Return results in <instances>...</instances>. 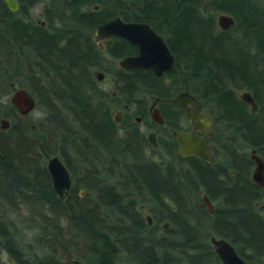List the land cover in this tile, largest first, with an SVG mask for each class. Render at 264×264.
Here are the masks:
<instances>
[{
  "label": "trees",
  "instance_id": "16d2710c",
  "mask_svg": "<svg viewBox=\"0 0 264 264\" xmlns=\"http://www.w3.org/2000/svg\"><path fill=\"white\" fill-rule=\"evenodd\" d=\"M18 2L11 12L0 0V85L3 93L10 83L27 89L42 120L0 128V251L10 264H63L56 246L83 264H219L211 235L234 243L264 237L256 207L264 188L252 183L247 158L249 148L264 158V0H47L44 26L30 16L37 1ZM220 11L235 19L229 31L216 27ZM115 16L151 24L175 69L159 78L118 67L136 48L115 38L101 51L92 36ZM241 88L261 107L256 115L236 98ZM182 90L213 106L216 124L223 119L235 129L214 165L179 157L170 133L151 148L130 115L129 123L113 121L115 108L134 106L136 114L145 99ZM161 109L166 125L184 129L182 111ZM55 155L72 179L63 196L46 169ZM202 192L214 203L212 215ZM30 232L36 244L26 242Z\"/></svg>",
  "mask_w": 264,
  "mask_h": 264
},
{
  "label": "water",
  "instance_id": "95a60500",
  "mask_svg": "<svg viewBox=\"0 0 264 264\" xmlns=\"http://www.w3.org/2000/svg\"><path fill=\"white\" fill-rule=\"evenodd\" d=\"M11 11L18 9L17 0H3ZM218 26L221 29H227L233 20L230 16L220 14L217 16ZM116 36L127 40L138 47L136 55L126 56L119 61V66L123 69H149L156 76L162 77L165 73L174 70V57L167 47L163 37L152 30L150 25L139 22H125L119 17L109 20L101 24L96 29V39L108 38ZM104 74L100 71L96 72V79L102 81ZM240 97L251 105V111L255 112L257 106L251 97L250 93L243 92ZM162 102L177 106L184 111L185 118L189 122L191 129L188 131H174L178 150L177 154L180 157L195 156L199 159L213 163L214 156L212 149L206 144L205 140L211 134L212 121L210 117L201 111L202 106L200 101L192 94L184 91L177 93L173 97L165 98ZM9 102L16 108L17 112L24 116L32 111L36 105L34 97L24 88H15L9 96ZM156 101H153L155 105ZM115 122L119 123L120 111L116 113ZM152 120L156 124H163V119L159 108L154 107L151 114ZM9 123L6 119H2L0 127L7 129ZM148 141L157 147L156 135L150 132L147 136ZM255 163V167L251 174L252 180L259 186L264 187V161L252 151L250 156ZM46 169L51 178V183L54 191L63 196L71 186V178L68 169L64 162L58 156L50 157L46 162ZM82 193V192H81ZM202 203L206 206L208 212H214L213 205L208 196L202 194ZM148 223H151L150 216H147ZM165 223L164 227H167ZM211 244L215 248L216 254L225 264H245L223 239L210 238ZM77 264V262H74Z\"/></svg>",
  "mask_w": 264,
  "mask_h": 264
},
{
  "label": "flooded vegetation",
  "instance_id": "af4514ba",
  "mask_svg": "<svg viewBox=\"0 0 264 264\" xmlns=\"http://www.w3.org/2000/svg\"><path fill=\"white\" fill-rule=\"evenodd\" d=\"M18 1V0H17ZM35 1H37V0H35ZM45 1H47V0H45ZM44 1V2H45ZM44 2H43V4H42V7H41V11H40V13H39V17L37 18V19H33L32 17H31V19L33 20V21H35L37 24H39L40 26H44L45 25V22H44V20H43V17H42V14H41V12H42V10H43V6H44ZM5 3V2H4ZM38 4V1L36 2V4L34 5V6H32L31 8H30V11L32 10V8L33 7H35L36 5ZM5 5H6V3H5ZM7 6V5H6ZM8 8V7H7ZM95 9L97 8L96 6L94 7ZM9 9V8H8ZM10 10V9H9ZM19 10V2H18V9L16 10V11H18ZM11 11V10H10ZM16 11H11V12H16ZM220 14H225V15H227V16H230L231 18H232V20H233V23L227 28V29H221L219 26H218V21H217V16L218 15H220ZM30 16H31V13H30ZM116 17H119V16H115V17H113V18H111V19H109V20H112V19H114V18H116ZM120 19H122L121 17H119ZM109 20H107V21H109ZM123 21H125V22H139V23H146V22H142V21H126V20H124V19H122ZM107 21H105V22H107ZM104 22V23H105ZM215 23H216V27L220 30V31H229L233 26H234V24H235V19H234V17L231 15V14H229V13H227V12H217L216 13V15H215ZM103 24V23H102ZM146 24H148V25H150V27L152 28V30L153 31H155L157 34H159V35H161L160 33H158L156 30H154L153 29V27L151 26V24H149V23H146ZM101 25V24H100ZM100 25H98L97 27H95L94 29H93V32H92V36H93V40H94V42L97 44V46H98V48H99V50H101V51H103V50H105L106 49V46H107V44L112 40V39H115V38H117V39H122V38H119V37H116V36H111V37H108V38H98V39H96V29L100 26ZM162 37H163V35H161ZM163 39H164V41H165V38L163 37ZM122 40H125V39H122ZM125 41H127V40H125ZM128 42V41H127ZM128 43H130V42H128ZM165 43H166V41H165ZM131 45H133L132 43H130ZM166 45H167V43H166ZM135 48H136V52L135 53H133V54H129V55H126V56H131V55H136L137 53H138V47L137 46H135V45H133ZM167 47H168V45H167ZM169 48V47H168ZM169 50H170V48H169ZM171 51V50H170ZM172 53V52H171ZM172 55H173V53H172ZM126 56H124V57H126ZM124 57H121V58H119V59H117L116 61H115V63H116V65L118 66V67H120L119 66V61H120V59H122V58H124ZM173 57H174V55H173ZM121 68V67H120ZM123 69V68H122ZM135 69H140V68H135ZM135 69H125V70H135ZM174 69H175V58H174ZM142 70H148V71H151V70H149V69H142ZM97 71H100V72H102L103 74H104V78H103V80L102 81H104L105 80V78H106V74L103 72V71H101V70H94V76H95V78H96V72ZM152 72V71H151ZM170 72H172V71H170ZM153 73V72H152ZM167 73H169V72H167ZM167 73H165L162 77H164L165 75H167ZM154 74V73H153ZM155 75V74H154ZM156 76V75H155ZM156 77H158V76H156ZM162 77H159V78H162ZM97 80V79H96ZM98 82H102V81H99V80H97ZM234 80H231V81H229V83L231 82H233ZM236 82L238 83V82H242L240 79H237L236 80ZM10 86H11V88H12V91L15 89V88H17L18 86H15L13 83H10L9 84ZM22 88V87H21ZM25 89V88H24ZM27 90V89H26ZM12 91L10 92V94L12 93ZM28 91V90H27ZM184 91H186V90H182V91H178V92H176V93H174L173 95H171V96H169V97H165V98H170V97H173L174 95H176L177 93H180V92H184ZM29 92V91H28ZM186 92H188V93H190V94H192V95H194L199 101H200V103H201V106H202V109H201V111H203L204 113H206L209 117H210V119H211V121H212V131H211V134L207 137V139L205 140V142H206V144L212 149V154H213V156H214V162L213 163H209V162H205V163H207V164H210V165H214L216 162H217V160H218V158H217V155H218V150H220V149H222V147L225 145V142H224V140H227L228 139V137L229 136H231V134H233V131L235 130H233V128H231L229 125H228V123H227V121L225 122L223 119H221V120H219L218 122H217V124H216V120H215V118L213 117L214 115V113L216 112V109L213 107V106H211V105H209V106H207V107H205L204 105H203V103H202V101H201V99L200 98H198L195 94H193V93H191V92H189V91H186ZM243 92H248V93H250V95H251V97L253 98V100H254V102H255V104H256V106H257V109H256V111L255 112H252L251 111V105L249 104V103H247L246 101H244L241 97H240V95L243 93ZM30 93V92H29ZM31 94V93H30ZM32 95V94H31ZM10 96V95H9ZM33 96V95H32ZM235 96H236V98L239 100V101H241V102H243L245 105H246V110H247V112L248 113H250V114H252V115H256L258 112H259V110H260V106H259V104L257 103V101L255 100V98L253 97V95H252V93H251V91L250 90H248V89H246V88H241V89H239V91L237 90V91H235ZM34 97V96H33ZM165 98H159V97H153V98H147V99H145V101H144V103H145V111H144V109H141L138 113H136V114H134V112L133 111H135V107L134 106H128V105H124V107H122V108H115V110L114 111H112L113 113H112V117H113V121H114V123L116 124V125H120L121 123H123L124 121H126L127 123H129V121H127V116H131V117H133V120H134V123H136L137 124V126L139 127V129H140V124L143 122V124L149 129V131L147 132V133H145V132H143V131H141V132H143L144 133V135H145V138H146V141H147V144L151 147V148H153V149H158L159 148V138H160V135H162V134H165V133H170L174 138H175V136H174V134H173V132L174 131H176V132H178V131H188V130H190L191 129V127H190V124H189V122L186 120V118H185V114H184V111H182L180 108H178L177 106H174V105H171V104H168V103H165V102H162L161 100L162 99H165ZM34 99H35V97H34ZM150 100V101H149ZM35 101H36V99H35ZM153 101H156V103H155V105L153 104ZM161 104H168V105H171V106H173V107H176L177 109H179L180 111H182V113H183V119L186 121V125H185V127H184V129H180V130H176V129H172V128H170L168 125H166V123H165V119H164V115H163V113H162V109H161ZM37 107V103H36V105H35V107H34V109ZM154 107H158L159 108V111H160V114H161V116H162V119H163V124H156L153 120H152V117H151V114H152V110H153V108ZM263 108H264V104H263V106H262ZM16 109V108H15ZM33 109V110H34ZM134 109V110H133ZM32 110V111H33ZM17 111V110H16ZM32 111H30L29 113H31ZM117 111H120L121 112V115H120V117H119V123H117V122H115V118H116V113H117ZM226 112H230V110H229V107H227L226 108ZM28 113V114H29ZM19 114V113H18ZM27 114V115H28ZM20 115V114H19ZM27 115H24V116H27ZM20 116H22V115H20ZM3 118H0V122H1V120H2ZM218 125V126H217ZM9 126H10V124H9ZM9 126H8V128H9ZM218 128V131H216V128ZM1 128V127H0ZM7 128V129H8ZM2 129V128H1ZM7 129H5V130H7ZM2 130H4V129H2ZM150 132H154L155 133V135H156V142H157V147H154L149 141H148V139H147V136H148V134L150 133ZM175 141H176V139H175ZM177 143V142H176ZM148 150V149H147ZM177 150H178V145H177ZM252 151H255V154L256 155H258L259 157H261V159L264 161V158H263V156L258 152V150L256 149V148H249L248 150H247V158H248V160L251 162V166H250V179H251V181H252V183H254L256 186H258V187H260V188H262V186H259V185H257L253 180H252V177H251V174H252V172H253V169H254V167H255V163L251 160V158H250V156H251V154H252ZM152 155H154V153L152 154ZM178 155V154H177ZM157 156V155H156ZM180 157V156H179ZM189 157H195V156H189ZM181 158H183V157H181ZM185 158H187V157H185ZM196 158H198V157H196ZM199 159V158H198ZM201 160V159H200ZM203 161V160H202ZM65 164V163H64ZM69 172V171H68ZM70 174V173H69ZM70 178H71V176H70ZM71 184H72V179H71ZM71 187V186H70ZM264 188V187H263ZM82 191H80V193H81ZM204 192H202L201 193V195H200V200H201V203H202V194H203ZM206 194V193H205ZM207 195V194H206ZM208 196V195H207ZM208 198H209V196H208ZM209 200L211 201V203H212V205H213V209H214V203L212 202V200L209 198ZM203 204V203H202ZM264 202H257L256 203V207H257V209H258V214H259V216L260 217H262L263 218V221H261L259 224H260V226H262V227H264ZM204 205V204H203ZM205 206V205H204ZM205 209L207 210V208H206V206H205ZM207 212H208V210H207ZM209 213V212H208ZM210 214V213H209ZM212 214H214V212L212 213ZM212 214H210V215H212ZM143 215H144V217H145V219L147 220V223H148V219H147V216H150V218H151V223L149 224V225H151L152 223H153V218H152V216L150 215V214H148V213H146L145 211H144V213H143ZM165 223H168L167 221H163L162 223H161V226H162V228L163 229H167L168 227H169V223H168V226L167 227H164V225H165ZM264 229V228H263ZM211 237H214V238H216V239H223L224 241H226L230 246H232L233 247V249H234V251H235V253H236V255L245 263V264H264V237L263 238H258V239H249V238H241V239H237L236 241H235V243L234 242H232V241H229V240H226V239H224V238H217V237H215L214 235H211L210 237H209V239H208V242H209V244H210V246L212 247V249H213V251L215 252V248H214V246L211 244V242H210V238ZM215 254H216V252H215ZM216 256H217V258H218V261H219V264H225L221 259H220V257L216 254ZM74 262H77V264H83L81 261H79V260H75V261H73V264H75Z\"/></svg>",
  "mask_w": 264,
  "mask_h": 264
},
{
  "label": "rangeland",
  "instance_id": "374dc122",
  "mask_svg": "<svg viewBox=\"0 0 264 264\" xmlns=\"http://www.w3.org/2000/svg\"><path fill=\"white\" fill-rule=\"evenodd\" d=\"M38 4L32 8L30 11L31 17L35 20L39 17V13L41 11L42 4L45 0H37ZM103 88L109 89L111 88V85L109 82H105L102 85ZM4 88L2 85H0V118L6 119L10 125L18 123L19 125L25 126L30 125L31 123H36L42 120V113L40 112L39 108L36 107L31 113H29L27 116H20L16 109L11 106H13L9 102V93H3ZM239 91V90H238ZM150 101V100H149ZM115 109H113L114 111ZM140 130L147 133L149 129L143 124V122L140 124ZM147 153V152H146ZM149 154V149L148 153ZM151 155V154H150ZM154 158H157L156 155H154ZM71 164H74V160H71ZM84 193H80V196H82ZM32 232L29 233V235L26 236V242L30 244H36L33 240ZM57 251L59 252L60 260L63 264H73V261L81 259L70 250H62L60 247L56 246ZM11 261L10 256L5 253L4 251H0V262L8 264ZM8 262V263H7ZM10 264V263H9Z\"/></svg>",
  "mask_w": 264,
  "mask_h": 264
}]
</instances>
